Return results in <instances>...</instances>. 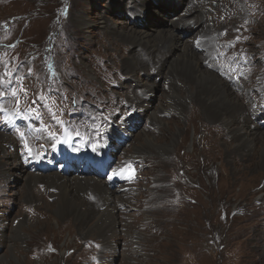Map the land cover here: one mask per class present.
<instances>
[{
    "label": "rangeland",
    "instance_id": "374dc122",
    "mask_svg": "<svg viewBox=\"0 0 264 264\" xmlns=\"http://www.w3.org/2000/svg\"><path fill=\"white\" fill-rule=\"evenodd\" d=\"M191 2L200 4L0 0V133L14 142H0L5 148L0 161L19 162L24 170L17 175L15 169L11 179L0 177V264H264L262 151L254 156L252 150L251 160H241L242 171L222 172L223 133L198 114L189 119L184 113H164L169 77L152 70L155 89L145 99L142 91L151 80L131 79L122 70L124 57L135 49L130 42L118 44L117 36L132 29L152 38L187 14ZM201 5L209 8L203 21L212 28L213 50H195L205 58L206 69L229 77L246 103L243 88L249 90L245 115L253 120V132L262 134L264 0ZM186 16L195 20L191 25L198 22ZM183 32L184 42H199L196 30ZM118 45L123 52L115 49ZM129 90L145 99L144 108L134 106ZM54 129L59 134L52 137ZM147 135L162 146L172 145L168 158L154 146L149 157L134 154ZM35 173L96 176L122 194L123 202L102 227L91 221L83 228L82 219L68 210L60 224L40 225L37 219L25 224L19 241L16 227L35 196L26 189L25 177ZM54 199L45 202L54 204Z\"/></svg>",
    "mask_w": 264,
    "mask_h": 264
},
{
    "label": "bare ground",
    "instance_id": "6f19581e",
    "mask_svg": "<svg viewBox=\"0 0 264 264\" xmlns=\"http://www.w3.org/2000/svg\"><path fill=\"white\" fill-rule=\"evenodd\" d=\"M197 1L200 2V4L196 2L197 4L194 5V3L191 2V5H188L189 7L186 9L187 14H178L177 20L179 21H176L170 28L163 30L162 33H158L156 36L154 35L152 38L147 33L136 32V30L133 31L132 29H128L117 36L121 37L118 41L120 43L118 44H123V46H125L124 44L130 42L131 46L135 49L134 54L132 52L128 57H124L122 70L131 79L147 77L151 80V82H146V88H143L144 91H142V94H145H143L145 99L152 98V91L155 89V83L152 82L154 77L152 70H156L158 76H168L169 79L167 80L170 81L168 84L169 94H167L169 110H164V113L172 115H181V113H184L189 119H191L193 113H195L202 118L206 125L217 128L218 130L216 131H221L223 133L221 138L225 140V149H222L220 155L222 157L221 163L224 164L225 168L222 169L220 167V169L222 172L227 173L233 170L236 174L242 171V169L238 167V163L241 160L249 161L252 159V150L256 151L254 156H256L258 150L262 151L264 155V133L261 132L262 134H256V132H253L254 130L251 125L253 120L245 115L247 106L250 104V100H252L246 93L249 90L243 88L244 93L248 97L246 103L245 99H243L240 94L237 96L234 92L235 89L231 87L229 77L216 76L211 70L206 69L204 62L205 58L203 59L195 50L197 47L205 48L207 53L210 51L212 54L213 48L211 47L209 49V44L214 42L211 26L205 28L203 21L209 14V8L207 5L203 6L201 4L208 0H203V3H201V0ZM194 6L198 8L194 9ZM139 10L141 11L139 7L136 8L135 13ZM186 15H193V18L196 17L198 22H193V25H191V20H195L191 18L188 19ZM199 16L201 17L200 20L198 19ZM85 24H87V22H85ZM103 25L105 28L109 29V24H107L106 21ZM189 28L196 30L198 35H200L197 36L200 38L199 42L193 46L184 42L181 38V34L184 33L183 31L186 32ZM109 32L112 36L113 32ZM206 40L208 41L203 45L202 42ZM121 45L114 48L117 51L123 52L125 48ZM159 62L163 63V65H160ZM212 67L214 69L216 66L212 65ZM184 72L190 73V77L183 76L182 73ZM223 74L226 75L224 72ZM129 91L135 94L130 98L133 102L135 101L134 106L137 108L143 106L142 108H144L145 99L138 97L136 91ZM186 106H189V111H186ZM152 116L154 119L156 118L155 114ZM208 130L210 132V129ZM206 139L205 136L203 140L204 145L207 144ZM0 142L14 144L12 138L1 133ZM145 142L144 145H140V147L135 149L134 154H138L142 157H149L151 156V147L154 146L157 151L160 150L158 152L159 154L166 158L169 157L167 153L172 145L167 144L162 146L160 142H154L148 135L145 136ZM4 151L5 148L0 147V155L4 153ZM14 156L13 154L11 158L14 159ZM262 166L264 168V157ZM15 169L17 175L22 174L24 171L19 162L13 166L0 161V177L11 179L14 175L12 172ZM215 172L216 170H213L211 175L213 176ZM24 183L27 187L26 189L33 190L32 192L35 193V196L33 201L27 204L29 205V211H26L27 217L20 220L16 227V239L19 241H22L25 237V234L21 232L22 226L24 227L25 224L33 225L35 224V219H37V224L39 223L40 225H47L53 220L56 221L57 224H60L58 219L68 210L70 213L73 212V215L76 216L77 219H82L80 223L83 228H86L91 221L96 222L95 224H99V226L101 225L102 227L104 224L108 223V219L110 221L111 218L113 219L115 217L116 208L123 202L122 194L119 195L117 192L111 191L106 186V183L101 182L96 176L80 175L79 177L68 178L65 177V175H43L35 173L26 176ZM38 185H43V192H41V186L38 188ZM49 190H56L57 193L50 195L52 192L49 193ZM51 198H55L54 200L56 201L54 204L45 202V199L49 200ZM37 214L38 217L35 216ZM36 251L37 250H35V252Z\"/></svg>",
    "mask_w": 264,
    "mask_h": 264
},
{
    "label": "snow or ice",
    "instance_id": "6c2138e0",
    "mask_svg": "<svg viewBox=\"0 0 264 264\" xmlns=\"http://www.w3.org/2000/svg\"><path fill=\"white\" fill-rule=\"evenodd\" d=\"M126 167H127V168H129V169L131 168V166H130V165H127ZM129 178L131 179V177H129Z\"/></svg>",
    "mask_w": 264,
    "mask_h": 264
}]
</instances>
